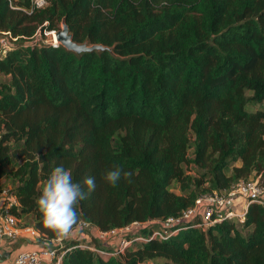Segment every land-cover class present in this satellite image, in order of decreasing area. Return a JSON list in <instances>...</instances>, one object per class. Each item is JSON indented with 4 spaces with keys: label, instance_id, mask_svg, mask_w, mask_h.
Listing matches in <instances>:
<instances>
[{
    "label": "trees",
    "instance_id": "1",
    "mask_svg": "<svg viewBox=\"0 0 264 264\" xmlns=\"http://www.w3.org/2000/svg\"><path fill=\"white\" fill-rule=\"evenodd\" d=\"M44 1L0 0V30L16 36L0 54V178L16 226L57 237L36 202L62 164L96 189L77 205L89 239L62 238L58 264H264L257 202L242 221L150 236L201 194L264 181V0ZM62 21L104 48L41 40ZM114 166L131 181L106 182ZM132 221L121 250L91 234Z\"/></svg>",
    "mask_w": 264,
    "mask_h": 264
},
{
    "label": "built area",
    "instance_id": "2",
    "mask_svg": "<svg viewBox=\"0 0 264 264\" xmlns=\"http://www.w3.org/2000/svg\"><path fill=\"white\" fill-rule=\"evenodd\" d=\"M32 6L39 7L45 3L44 0H30ZM55 29L43 30L41 40L56 44ZM39 31L29 37H23L24 43L32 44L40 38ZM16 40V36H12L7 30H0V54H3L11 43ZM15 202V197L6 189L0 191V244L3 237L13 240L19 230L16 226L17 219L12 212L10 206ZM250 202H257L264 206V181L259 176L250 177L246 180H238L231 187L221 192L204 193L197 196L193 204L186 207L177 216H168L161 221L158 228L150 232L151 237L162 238L171 233L174 225L192 222L193 225L204 227L219 219L229 216L235 217L236 220L242 221L244 212ZM141 222L132 221L129 224L111 230L93 229L91 233L99 238L104 239L109 234H116L118 231H128L133 226L139 225ZM77 228L88 229L84 222H81ZM31 236L40 240L37 246L29 247L25 250L18 251L12 259L11 264H58L63 250L56 253V246L61 245L62 238L55 237L48 240L41 238L39 233L30 226L23 228ZM76 232V231H75ZM123 243L117 245L121 250L129 240L122 238ZM101 251V250H99Z\"/></svg>",
    "mask_w": 264,
    "mask_h": 264
},
{
    "label": "clouds",
    "instance_id": "3",
    "mask_svg": "<svg viewBox=\"0 0 264 264\" xmlns=\"http://www.w3.org/2000/svg\"><path fill=\"white\" fill-rule=\"evenodd\" d=\"M132 175L130 171L114 166L103 178L114 187L121 178L130 182ZM95 189L94 177L88 176L82 183L74 182L70 169H66L62 164L55 166L36 202L42 213L44 225L60 238L71 237L80 224L77 205L86 200Z\"/></svg>",
    "mask_w": 264,
    "mask_h": 264
},
{
    "label": "crops",
    "instance_id": "4",
    "mask_svg": "<svg viewBox=\"0 0 264 264\" xmlns=\"http://www.w3.org/2000/svg\"><path fill=\"white\" fill-rule=\"evenodd\" d=\"M23 228H19L13 240L3 237L0 244V264H11L13 256L18 251L37 246L40 243L39 239L31 236Z\"/></svg>",
    "mask_w": 264,
    "mask_h": 264
},
{
    "label": "water",
    "instance_id": "5",
    "mask_svg": "<svg viewBox=\"0 0 264 264\" xmlns=\"http://www.w3.org/2000/svg\"><path fill=\"white\" fill-rule=\"evenodd\" d=\"M54 35L56 40L65 48L76 52L104 48V46L98 43L86 44L85 42H75L72 40L71 33L68 31L67 25L64 21L60 23V27L56 30Z\"/></svg>",
    "mask_w": 264,
    "mask_h": 264
},
{
    "label": "rangeland",
    "instance_id": "6",
    "mask_svg": "<svg viewBox=\"0 0 264 264\" xmlns=\"http://www.w3.org/2000/svg\"><path fill=\"white\" fill-rule=\"evenodd\" d=\"M262 104H264V101L262 102ZM0 185H1V188L7 190V188L9 187V181L7 179H5L4 177H1L0 178ZM134 227H136V226H134ZM123 233H124L123 231H118L116 234L107 235L106 238H104V239L110 245L116 246V245H119V244L123 243L122 242L123 239L121 237ZM81 237H83L86 240L89 239L88 233H86L83 229L80 228L79 230H76V232L69 238H77V239H79Z\"/></svg>",
    "mask_w": 264,
    "mask_h": 264
}]
</instances>
